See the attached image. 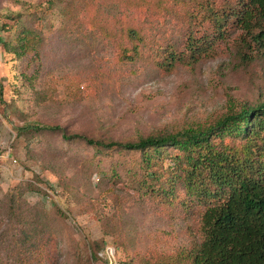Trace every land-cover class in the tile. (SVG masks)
<instances>
[{
    "label": "rangeland",
    "instance_id": "rangeland-1",
    "mask_svg": "<svg viewBox=\"0 0 264 264\" xmlns=\"http://www.w3.org/2000/svg\"><path fill=\"white\" fill-rule=\"evenodd\" d=\"M235 1L0 0V264H96L106 243L117 264H147L199 238L204 201L176 148L148 165L44 127L135 140L264 102V53L232 18L214 23ZM20 33L34 49L18 55ZM189 35L212 38L207 53L167 63ZM151 170L167 192L140 186Z\"/></svg>",
    "mask_w": 264,
    "mask_h": 264
},
{
    "label": "trees",
    "instance_id": "trees-1",
    "mask_svg": "<svg viewBox=\"0 0 264 264\" xmlns=\"http://www.w3.org/2000/svg\"><path fill=\"white\" fill-rule=\"evenodd\" d=\"M234 3V7L221 6L220 12L212 9L214 23L220 28L222 20L225 23L232 18L244 32L243 39H248L264 53V0H236ZM126 33L130 40L141 39L134 27H128ZM20 34L23 35L19 37L18 55L28 47L34 49V41L28 43L25 33ZM211 44L210 37L189 35L184 50L179 53L171 50L167 63L175 58L194 62L207 53ZM44 128L60 129L64 138L82 139L95 146L139 151L141 160L148 165L166 146L179 151L173 158L185 163L182 167L185 183L196 189L204 201L200 236L177 256L147 264H264V102L241 106L210 125L149 134L135 140L68 134L59 125ZM229 135L231 143L224 140ZM237 138L241 141L235 143ZM146 174L150 179L139 180L141 187H149L156 193L167 192L165 187L150 181L161 180V174L154 170ZM172 174L180 176L177 172Z\"/></svg>",
    "mask_w": 264,
    "mask_h": 264
},
{
    "label": "built area",
    "instance_id": "built-area-1",
    "mask_svg": "<svg viewBox=\"0 0 264 264\" xmlns=\"http://www.w3.org/2000/svg\"><path fill=\"white\" fill-rule=\"evenodd\" d=\"M95 256L97 258L96 264H117L116 248L111 243L102 246L96 251Z\"/></svg>",
    "mask_w": 264,
    "mask_h": 264
}]
</instances>
